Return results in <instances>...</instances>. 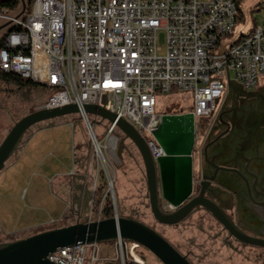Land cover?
I'll use <instances>...</instances> for the list:
<instances>
[{
	"label": "built area",
	"instance_id": "obj_1",
	"mask_svg": "<svg viewBox=\"0 0 264 264\" xmlns=\"http://www.w3.org/2000/svg\"><path fill=\"white\" fill-rule=\"evenodd\" d=\"M239 1L32 0L27 12V0L15 7L0 0V28H6L0 35V72L46 88L50 97L44 108L79 106L77 115L87 122L98 155L118 128L86 114L85 105L105 107L128 121L157 159L165 155L153 134L162 117L156 114L157 95L188 94L198 120L213 114L233 74L247 90L262 82L264 17L249 35L218 50L234 31ZM161 206L165 212L176 210L165 201ZM117 241L121 250L129 242ZM48 259L106 264L99 243L61 248Z\"/></svg>",
	"mask_w": 264,
	"mask_h": 264
},
{
	"label": "rangeland",
	"instance_id": "obj_2",
	"mask_svg": "<svg viewBox=\"0 0 264 264\" xmlns=\"http://www.w3.org/2000/svg\"><path fill=\"white\" fill-rule=\"evenodd\" d=\"M239 9L233 33L222 39L218 50L237 43L262 21L264 0H240ZM5 33L6 28L0 30V35ZM160 39L164 43V34ZM37 85L20 89L0 79V145L17 121L46 105L50 92ZM193 107V98L182 92L156 97L157 115L187 114ZM97 132L103 140L100 125ZM113 135L115 146L104 141L106 148L98 155L87 122L77 114L31 127L0 172V244L101 219L110 203L113 215L116 209L119 216L151 227L193 264H264V248L237 241L201 207L179 224L159 223L150 207L140 152L119 129ZM99 246L106 264H162L133 242L123 244V250L117 240Z\"/></svg>",
	"mask_w": 264,
	"mask_h": 264
},
{
	"label": "water",
	"instance_id": "obj_3",
	"mask_svg": "<svg viewBox=\"0 0 264 264\" xmlns=\"http://www.w3.org/2000/svg\"><path fill=\"white\" fill-rule=\"evenodd\" d=\"M24 1V0H23ZM1 29V28H0ZM231 82L230 84H232ZM103 102L107 103L105 97ZM84 112L101 117L114 124L130 139L143 160L150 207L154 218L163 225H176L183 221L195 208L203 207L211 212L226 231L237 241L251 246L264 248V238L249 236L241 231L215 202L204 197L203 191L197 197H190L193 192V149L195 146V117L187 114L164 115L154 137L165 151V155L154 159L146 140L128 121L105 107L85 105ZM81 112L76 104L56 108H41L17 121L0 145V172L17 149L25 133L34 125ZM121 141L119 153H122ZM225 161L220 171L227 178L233 179L239 174V161L248 158L254 171L262 158L256 155L257 147L246 150L234 144L227 146ZM250 159V160H249ZM163 201L173 205L176 210L165 212ZM129 241L141 245L152 252L162 264H193L181 254L166 238L146 224L128 217L115 214L111 217L76 223L62 228L40 232L23 239L0 244V264H54L48 256L58 249L77 243L91 244L108 241Z\"/></svg>",
	"mask_w": 264,
	"mask_h": 264
},
{
	"label": "flooded vegetation",
	"instance_id": "obj_4",
	"mask_svg": "<svg viewBox=\"0 0 264 264\" xmlns=\"http://www.w3.org/2000/svg\"><path fill=\"white\" fill-rule=\"evenodd\" d=\"M195 122L193 192L189 201L203 191L204 197L221 207L241 231L264 238V83L253 90L230 84L213 114L195 118ZM231 144L243 150L256 146V155L262 158L259 172L254 171V162L249 165L245 158L239 161L235 178L222 174L220 168Z\"/></svg>",
	"mask_w": 264,
	"mask_h": 264
},
{
	"label": "trees",
	"instance_id": "obj_5",
	"mask_svg": "<svg viewBox=\"0 0 264 264\" xmlns=\"http://www.w3.org/2000/svg\"><path fill=\"white\" fill-rule=\"evenodd\" d=\"M31 2H32V0H27V12H29V10L31 8ZM18 4H20V0H11L10 6L15 7ZM0 79L3 80V81L9 82V83H13V84H15L20 89L21 88H24V87H36V86H38L37 83H35L31 79L23 78V77H21L19 75L13 74V73H3V72H0ZM107 207H108V211L106 213L107 214L106 217L113 216V214L111 213V211H112V204L109 203L107 205ZM97 212H99L98 209H97Z\"/></svg>",
	"mask_w": 264,
	"mask_h": 264
},
{
	"label": "bare ground",
	"instance_id": "obj_6",
	"mask_svg": "<svg viewBox=\"0 0 264 264\" xmlns=\"http://www.w3.org/2000/svg\"><path fill=\"white\" fill-rule=\"evenodd\" d=\"M112 141H113L112 143L114 144L113 146H115V141H116V140H115V139H112Z\"/></svg>",
	"mask_w": 264,
	"mask_h": 264
},
{
	"label": "crops",
	"instance_id": "obj_7",
	"mask_svg": "<svg viewBox=\"0 0 264 264\" xmlns=\"http://www.w3.org/2000/svg\"><path fill=\"white\" fill-rule=\"evenodd\" d=\"M233 83H236V82H233ZM143 167H144V164H143ZM145 169V168H144ZM126 188H127V185H126ZM125 190V189H124ZM124 190L122 191V193H124ZM122 195V194H121Z\"/></svg>",
	"mask_w": 264,
	"mask_h": 264
}]
</instances>
